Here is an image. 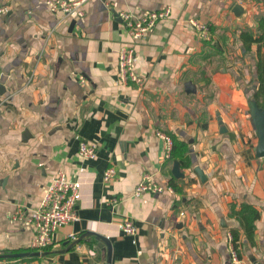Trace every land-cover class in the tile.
Segmentation results:
<instances>
[{
    "label": "crops",
    "instance_id": "1",
    "mask_svg": "<svg viewBox=\"0 0 264 264\" xmlns=\"http://www.w3.org/2000/svg\"><path fill=\"white\" fill-rule=\"evenodd\" d=\"M46 1L0 0V254L34 251V226L15 214L38 209L59 171L82 183L80 219L58 229L47 254L0 264H109L96 236L71 245L88 231L110 240V264H264V157L250 109L261 43L245 52L242 39L264 34V0H88L82 17ZM167 5L171 16L143 39L119 16ZM191 18L210 24V40ZM123 45L136 49L141 88L119 79ZM161 133L189 144L190 165L166 157ZM82 140L99 145L95 158L78 154ZM109 166L117 174L106 183ZM146 176L171 189L135 196ZM245 207L259 213L252 237ZM125 219L137 235L120 229Z\"/></svg>",
    "mask_w": 264,
    "mask_h": 264
},
{
    "label": "built area",
    "instance_id": "2",
    "mask_svg": "<svg viewBox=\"0 0 264 264\" xmlns=\"http://www.w3.org/2000/svg\"><path fill=\"white\" fill-rule=\"evenodd\" d=\"M88 0H47L48 8L53 12H62L65 16L74 15L82 17L85 14L84 5ZM3 8H0L2 11ZM172 14V6L167 5L158 10L149 11L146 14L137 15L128 10L119 12V16L124 25L131 30L136 39H143L146 34L153 29L156 24ZM191 27L203 40L211 39V26L197 18L189 20ZM137 52L134 46L123 45L119 49L118 56V76L121 82L131 83L137 87L145 85V78L134 67ZM82 82L86 79L80 77ZM166 142V157L171 158L173 149V139L161 133ZM99 145L94 142L82 140L79 145L78 154L85 159H93L97 156ZM116 169L114 166L106 168L104 181L110 183L116 179ZM165 187L151 183L148 177H144L137 185L135 196H141L145 191L156 193L162 192ZM82 197V183L79 180L71 179L65 172L59 171L48 185L42 197L40 206L34 212L27 209H19L15 214V219L27 220L35 229V236L31 242V248L36 251H43L54 243V236L58 229L64 225L72 224L80 219L77 211V203ZM183 214V212H182ZM120 229L129 235L135 236L138 227L131 219H125L119 224ZM73 238H76L74 235ZM228 242L231 252V260L234 263L240 261L238 251L235 247V240L232 233H228Z\"/></svg>",
    "mask_w": 264,
    "mask_h": 264
},
{
    "label": "trees",
    "instance_id": "3",
    "mask_svg": "<svg viewBox=\"0 0 264 264\" xmlns=\"http://www.w3.org/2000/svg\"><path fill=\"white\" fill-rule=\"evenodd\" d=\"M259 28L264 29V18H261L259 23ZM253 35H254L253 33L242 34L243 46L245 48V52H250L251 50H253L254 43H261L257 46V50L255 52L256 70L258 75V86L256 90H254L253 92V100H256L259 106L264 107V44H263L264 34L257 37ZM171 137L173 138V149L171 152V159L183 160V165H190V158L187 155L189 144L186 141L178 140L175 136H171ZM171 185H173V187H176V184L173 183V181H171ZM247 209L249 215L247 216L243 214L242 219L245 226V231L247 232L249 237H252L254 231L253 220L259 217V213L252 208H247ZM234 240H235V245L238 246V240L235 237ZM0 259H3V257L0 256Z\"/></svg>",
    "mask_w": 264,
    "mask_h": 264
},
{
    "label": "water",
    "instance_id": "4",
    "mask_svg": "<svg viewBox=\"0 0 264 264\" xmlns=\"http://www.w3.org/2000/svg\"><path fill=\"white\" fill-rule=\"evenodd\" d=\"M240 8V5L236 6V11ZM239 11V10H238ZM186 90L188 92L190 91H194V86L192 82H187L186 84ZM250 109H251V117H252V123L257 131V135H258V143L257 146L255 148L256 150V155L257 157H264V107L259 106L258 102L256 100H251L250 102ZM219 114V112H218ZM220 115V114H219ZM219 123L221 125V132H226V127L224 125L223 120L221 119V116L219 117ZM196 171L199 173V175L201 176V178L204 180L206 177L203 173V171L200 168H197ZM173 174L177 177V178H181L184 177V173L181 172L180 170V163L179 161H175L174 166H173ZM96 236L98 239H100L102 242H105L108 246H109V255H108V262L109 264L111 263V242L110 240L97 233V232H91L88 231L85 234H83L82 236H80L79 238H77L75 241L72 242V246L77 244L79 241H81V239H83L86 236ZM48 252H41V251H33V252H20V253H5V254H1L0 256L8 258V257H24V256H28V255H34V256H39V255H45Z\"/></svg>",
    "mask_w": 264,
    "mask_h": 264
}]
</instances>
